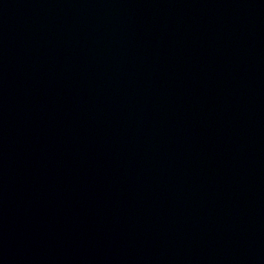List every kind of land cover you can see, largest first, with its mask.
<instances>
[{"label": "water", "instance_id": "water-1", "mask_svg": "<svg viewBox=\"0 0 264 264\" xmlns=\"http://www.w3.org/2000/svg\"><path fill=\"white\" fill-rule=\"evenodd\" d=\"M0 264H264V0H0Z\"/></svg>", "mask_w": 264, "mask_h": 264}]
</instances>
